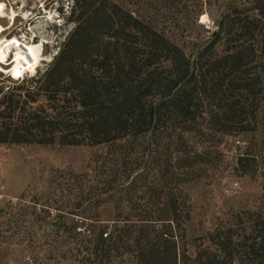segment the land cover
<instances>
[{"label":"trees","instance_id":"trees-1","mask_svg":"<svg viewBox=\"0 0 264 264\" xmlns=\"http://www.w3.org/2000/svg\"><path fill=\"white\" fill-rule=\"evenodd\" d=\"M253 1L246 7L230 6L210 40L187 55L152 25L110 0H76L72 28L62 45L45 68L27 80L32 91L0 100V118L5 113L7 119L0 122V141L126 143L121 161L132 171L141 160L135 153L137 140L151 152L180 153L173 162L181 171L172 182H163L171 183V189L199 176L201 167L194 174L196 166L208 157L205 149L192 151L184 133H194L201 147L215 134L256 130L257 109L264 101V0ZM28 93L36 97L27 98ZM236 141L244 149L237 160L246 164L238 170L252 171L264 155L257 153L255 143ZM162 159L154 157L153 162L161 164L166 158ZM170 167H162L160 177ZM259 175L256 209L232 212L226 223L196 235L192 250L186 241L188 205L172 190L161 202L163 215L144 214L149 211L142 203L134 218L120 216L121 223L111 232L102 225L92 243L86 240L88 226L72 222L64 231L73 240L71 248L85 250L83 242L90 243L92 258L100 264L124 252L136 264H264V171ZM134 183L130 180L123 189L129 194ZM121 184L114 175L98 188Z\"/></svg>","mask_w":264,"mask_h":264},{"label":"rangeland","instance_id":"rangeland-1","mask_svg":"<svg viewBox=\"0 0 264 264\" xmlns=\"http://www.w3.org/2000/svg\"><path fill=\"white\" fill-rule=\"evenodd\" d=\"M75 1L0 0V41L15 38L20 43H40V58L32 74L25 73L18 79H11L3 71L7 69L6 65H0L3 68L0 69V100L10 94L32 91L27 80L36 70H43L62 45L72 28ZM110 1L152 25L187 55L210 40L211 34L216 32L218 20L230 6L246 7L254 2ZM220 48V44L215 46L217 52ZM13 52L9 46L6 54L10 57ZM26 97L36 95L28 93ZM41 108L46 110L43 106ZM2 115L0 122L7 121L6 114ZM183 138L192 151L194 148L205 149L202 151L208 161H201L196 166L194 174L201 167L199 176L178 183L175 189L170 188L171 183L163 182L165 178L172 182V177L181 171L173 162L180 153L173 150L169 154L151 152L143 149L137 140L135 153L141 160L132 171L125 160L121 161L120 151L126 149V143L62 145L57 142L0 141V264H100L99 259L92 258L91 249H88L90 243L83 242L87 247L85 250L81 249L82 246L77 250L71 248L73 240L69 241L64 225L73 222L88 226L86 240L90 242L97 231L103 229L102 225H107L106 232H111L113 225L121 223L120 216L127 214L134 218L132 214L140 211L142 203L149 211L144 214L163 215L161 202L167 198L169 190L188 205L190 219L186 224V241L189 250L198 242L193 237L219 222L226 223L232 212L254 211L261 193L259 174L264 171V158L256 160L252 171L242 173L238 168L246 164L244 161L239 164L237 158L244 149L239 148L241 143L236 140L244 141L245 145L255 143L257 153L264 155V101L257 109L256 130L251 134H215L201 147L196 146L194 133H184ZM154 157L166 160L160 161L162 165L155 164ZM166 164L171 166V172L160 177L159 172ZM114 175L122 187L99 190L98 187ZM132 179L135 183L128 194L123 188ZM84 216L87 219L82 221ZM200 240L204 245L207 243L204 236ZM101 264L136 263L129 253L124 252L118 256L114 254L109 262Z\"/></svg>","mask_w":264,"mask_h":264},{"label":"bare ground","instance_id":"bare-ground-1","mask_svg":"<svg viewBox=\"0 0 264 264\" xmlns=\"http://www.w3.org/2000/svg\"><path fill=\"white\" fill-rule=\"evenodd\" d=\"M9 46L14 51L10 57L6 54ZM39 58L40 43H20L15 38L0 41V65L7 67L0 69H3L11 79H18L25 73L32 74Z\"/></svg>","mask_w":264,"mask_h":264},{"label":"built area","instance_id":"built-area-1","mask_svg":"<svg viewBox=\"0 0 264 264\" xmlns=\"http://www.w3.org/2000/svg\"><path fill=\"white\" fill-rule=\"evenodd\" d=\"M2 189V186L0 185V190Z\"/></svg>","mask_w":264,"mask_h":264},{"label":"water","instance_id":"water-1","mask_svg":"<svg viewBox=\"0 0 264 264\" xmlns=\"http://www.w3.org/2000/svg\"><path fill=\"white\" fill-rule=\"evenodd\" d=\"M27 55V54H26ZM7 74V73H6Z\"/></svg>","mask_w":264,"mask_h":264}]
</instances>
